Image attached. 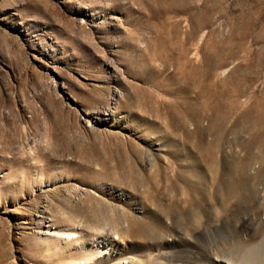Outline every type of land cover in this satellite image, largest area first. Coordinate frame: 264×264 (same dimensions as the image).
<instances>
[{"label": "rangeland", "instance_id": "374dc122", "mask_svg": "<svg viewBox=\"0 0 264 264\" xmlns=\"http://www.w3.org/2000/svg\"><path fill=\"white\" fill-rule=\"evenodd\" d=\"M167 214L183 254L264 240V0H0V264Z\"/></svg>", "mask_w": 264, "mask_h": 264}, {"label": "bare ground", "instance_id": "6f19581e", "mask_svg": "<svg viewBox=\"0 0 264 264\" xmlns=\"http://www.w3.org/2000/svg\"><path fill=\"white\" fill-rule=\"evenodd\" d=\"M109 195L119 200L131 199L127 193L117 190L110 191ZM135 205L136 210L143 214L152 215L151 210H156L145 206L141 200L135 203ZM173 219L167 214L163 220L156 218V221H153V223L144 224L139 220L137 221L136 218L126 220L128 226L132 228L133 233L134 228H137V226L141 228L140 232L145 236L149 235V233H155L153 234L155 236L151 237L152 242L150 241L147 244L151 243V245L146 247L145 250L140 251L143 256L137 255V252L132 253V249L134 248L133 242H130L131 240L126 238L122 233L114 236L111 233L103 234L102 230H100L89 235L91 236L89 238V241H91L89 246L92 252L90 253V257L85 260V264H144V261H146V264H264V240L260 244L251 245L250 248L246 247L245 251L239 252L237 256L231 255L230 252V255L215 252L204 255L197 251L193 254L189 252L183 254L184 250H182L183 252H177L171 249V246L179 244L177 241L181 242L182 238H179L180 235H178L177 239H174L175 242L171 243L172 236L169 232H172L170 225L171 222L173 225ZM74 233H77V231H74Z\"/></svg>", "mask_w": 264, "mask_h": 264}]
</instances>
